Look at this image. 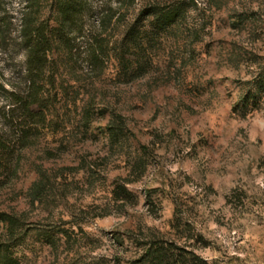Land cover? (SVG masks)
Returning <instances> with one entry per match:
<instances>
[{"label":"rangeland","instance_id":"374dc122","mask_svg":"<svg viewBox=\"0 0 264 264\" xmlns=\"http://www.w3.org/2000/svg\"><path fill=\"white\" fill-rule=\"evenodd\" d=\"M77 20L65 38L53 0H0L12 264H264V0H86ZM26 22L49 46L22 141Z\"/></svg>","mask_w":264,"mask_h":264},{"label":"trees","instance_id":"16d2710c","mask_svg":"<svg viewBox=\"0 0 264 264\" xmlns=\"http://www.w3.org/2000/svg\"><path fill=\"white\" fill-rule=\"evenodd\" d=\"M56 4L59 16V26L64 37L67 38L71 29H79L78 24L80 15L84 12L86 0H53ZM181 15V7L155 9L153 12V23L160 28L175 23ZM22 38L25 47L24 75L27 87L23 92L11 94V99L15 107L10 111L18 120L17 135L18 139L25 141L32 131V125H38L43 120V107L40 103V82L46 65V52L48 51L49 41L43 30L34 27L26 22L22 27ZM129 39L136 38L139 33L129 28L125 32ZM133 40V39H132ZM15 119V120H16ZM4 142V141H0ZM162 258L160 256L151 257L150 261ZM8 249L0 242V264H12ZM161 262V261H160ZM168 260H165V263Z\"/></svg>","mask_w":264,"mask_h":264}]
</instances>
